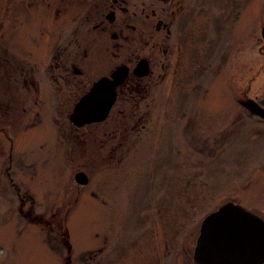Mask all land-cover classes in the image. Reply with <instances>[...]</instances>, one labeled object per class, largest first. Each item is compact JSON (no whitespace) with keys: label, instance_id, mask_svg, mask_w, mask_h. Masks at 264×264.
Masks as SVG:
<instances>
[{"label":"rangeland","instance_id":"rangeland-1","mask_svg":"<svg viewBox=\"0 0 264 264\" xmlns=\"http://www.w3.org/2000/svg\"><path fill=\"white\" fill-rule=\"evenodd\" d=\"M194 4L183 30L192 19L197 56L189 42L163 87L130 82L109 119L83 129L69 117L79 93L41 85L81 21L22 8L0 40V67L6 48L23 55L28 87L10 97L0 69V264H195L209 213L234 202L264 218V120L245 109L264 108V0ZM103 42L93 77L119 63Z\"/></svg>","mask_w":264,"mask_h":264},{"label":"flooded vegetation","instance_id":"flooded-vegetation-1","mask_svg":"<svg viewBox=\"0 0 264 264\" xmlns=\"http://www.w3.org/2000/svg\"><path fill=\"white\" fill-rule=\"evenodd\" d=\"M194 1L0 0V40L4 41L10 30L16 34L20 29V21L26 16L22 8L28 11L34 6L31 11L35 8L38 11L40 7L49 18L50 15L57 18L78 17L81 21L78 29H84L77 30L73 37L66 32L61 38L51 55V62H55L57 74L50 82L47 79L41 85L43 84L44 89H54L59 96L66 92L79 93L76 104L93 88L95 82L106 76L111 77L119 67L128 66L130 74L126 83L117 90L118 97L112 112L118 105L120 90L130 82L136 89H159L167 82L172 68L175 69L173 75H177L178 64L183 60V55L189 54L190 49L186 47L189 42L194 48L193 58L197 56L195 48H199V36L194 28V21L191 19L193 23L188 32L183 30L186 28L184 18L190 11L188 6L195 5ZM109 16L115 18L113 22ZM10 22L13 25H10ZM116 23L117 32L115 27L112 28ZM89 27H92V30H89ZM106 36L113 41L112 56L119 63L106 74L93 77L96 61L100 53L104 52L103 38ZM6 49L2 55L3 68L0 67L7 81L6 90L9 91L10 97L14 96L10 90L17 86L24 97L28 91L24 56L19 53L12 57ZM143 63L148 67V76L141 75L145 72L143 70L136 73L137 67ZM196 76L198 77L199 73H196ZM91 78L95 80L92 82ZM7 108L9 109V104Z\"/></svg>","mask_w":264,"mask_h":264},{"label":"water","instance_id":"water-1","mask_svg":"<svg viewBox=\"0 0 264 264\" xmlns=\"http://www.w3.org/2000/svg\"><path fill=\"white\" fill-rule=\"evenodd\" d=\"M111 22L115 18L109 16ZM148 76L146 64H140L136 73ZM130 74L128 66L116 69L111 77L95 82L93 88L76 104L70 114L73 127L82 129L88 125L104 123L116 105L119 87ZM245 109L264 120V108L254 101H247ZM75 181L88 185L87 176L80 172ZM194 248L195 264H264V219L248 211L242 205L229 202L203 220Z\"/></svg>","mask_w":264,"mask_h":264}]
</instances>
